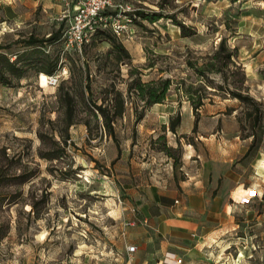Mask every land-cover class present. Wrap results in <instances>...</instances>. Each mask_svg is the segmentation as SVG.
I'll return each mask as SVG.
<instances>
[{
    "label": "rangeland",
    "instance_id": "374dc122",
    "mask_svg": "<svg viewBox=\"0 0 264 264\" xmlns=\"http://www.w3.org/2000/svg\"><path fill=\"white\" fill-rule=\"evenodd\" d=\"M113 4L126 10L120 19L127 30L121 36L104 30L123 44L129 58L109 53L103 37L87 42L81 52L64 42L45 43V54H59L52 79L31 62L27 77L11 87L0 83V262L138 264L135 253L126 250L134 244L129 234L139 225L128 224L139 211L132 193L154 185L177 194L183 189L209 193L216 187L225 202L210 204L219 213L204 225L213 235L199 253L211 264H264V0ZM25 8L18 21L4 18L0 10V45L10 46L3 51L11 59L26 50L23 40L30 33L41 38L56 30V18L64 12L57 0ZM135 10L173 19L150 23ZM116 12L114 7L105 11ZM72 13L68 11L69 17ZM178 24L196 34L182 36ZM220 36L237 47L234 61L245 74L244 85L261 103V125L256 127L260 147L248 157L252 119L245 105L226 95V88L240 86L241 75L231 69L224 81L220 74L208 73L205 78L222 89L205 91L186 63L199 65ZM41 56L36 52L30 61ZM136 78H170L171 85L162 102L145 105L128 92ZM112 90L121 93L124 109L110 135L87 106L105 100ZM65 92L73 96L76 122L68 138L62 121ZM190 94L194 99L208 96L204 107L195 111ZM177 115L180 124L174 134L169 127ZM58 146L61 158L40 156ZM164 146L171 147V156L161 150Z\"/></svg>",
    "mask_w": 264,
    "mask_h": 264
},
{
    "label": "trees",
    "instance_id": "16d2710c",
    "mask_svg": "<svg viewBox=\"0 0 264 264\" xmlns=\"http://www.w3.org/2000/svg\"><path fill=\"white\" fill-rule=\"evenodd\" d=\"M135 14L141 19H144L150 23H154L163 17L173 19V16H165L161 14V12L155 11H152L150 13H144L139 10H135ZM223 23L226 26L229 25L226 20ZM67 25V20L59 21L57 29L51 31L47 37L39 38L34 34L30 33L27 38L23 40L25 47H27L26 50H23L21 52H15L13 54V59H11L8 53L3 51L4 49L9 48L10 46L0 45V83L3 86L11 87L14 83L13 81H19L20 79L27 77V68L28 65H31V62L38 63V68L36 71L39 74L44 73L47 76L53 75L57 70V66L59 63V54L52 58L50 55H47L43 52V48L45 43L52 44L64 42L63 35L67 28ZM178 27H180V33L182 34V36H191L196 34L195 31L186 30L187 28L184 26V24H178ZM101 37L106 38V40L109 42V53H115L118 59L121 58V55H124L126 58H129V53L123 46V44L119 40H117L114 35L108 34V32L104 29H96L94 33L90 36L89 41L97 38L100 39ZM19 41L20 40H17V42ZM86 43H84L82 47L85 46ZM236 51L237 47L231 48L227 44L226 36H220L217 42V46L214 48L212 53L210 55H207V57L199 65L197 63L191 62V60H188L186 63L193 69L197 77H200V87H202V89H204L205 91L207 89H212V91L215 92L218 89H222V86H212V82L208 79V77L205 78L206 74L208 73H218L221 75L224 81L227 80V71H230L231 69H234L241 75L240 86L226 88V95H228L230 98L238 100L241 104L245 105L247 107L246 115L248 118L252 119V132L247 136L250 137L251 140L244 154V157H248L252 153L258 152L260 147L256 127L261 125L262 111L261 103L254 99L248 93L247 86L244 85L246 81L245 74L243 73L242 68L234 61ZM36 52H41L42 56L40 58H36V60L34 61H30V58H32L33 55L36 54ZM203 78L204 81L202 80ZM170 85V78H161L157 81L151 80L148 82H141L139 78H136L133 80V83L130 84V86L128 87V92L130 95L133 93L137 97L143 99L145 101V105H152L157 102H162V100L167 94V91L170 88ZM205 97L208 96L199 95L194 99L192 94L189 95L188 99H190L191 106L195 111H198L204 105L203 101ZM64 98L65 104L62 121L64 123V131L68 138L69 127L76 123L74 121L75 108L72 100L73 96L69 92L64 93ZM123 105L124 101L121 97V93L119 91L112 90V94L109 95L108 98H106L105 100H101L100 102L92 100L91 104H88L87 108L93 117L99 116L101 118L102 126L111 135L112 124L117 117L122 115L124 109ZM84 124L86 126L89 125L88 122H84ZM179 124L180 116L177 115L175 121L171 123L169 129L175 134L176 128L179 126ZM161 137H164L163 134ZM67 138L63 140L64 143H66ZM55 144L57 145L56 142ZM161 150L164 151L167 155L171 156V147L164 146V148H162ZM62 151L63 149L58 146L56 150L47 151L45 153L40 154V156L48 160H55L62 157ZM1 152L3 153V155H6L4 148L1 150ZM26 179L27 177H22V181H25ZM214 189L210 192V196L212 197L218 194L217 192H215Z\"/></svg>",
    "mask_w": 264,
    "mask_h": 264
},
{
    "label": "crops",
    "instance_id": "0c3cea01",
    "mask_svg": "<svg viewBox=\"0 0 264 264\" xmlns=\"http://www.w3.org/2000/svg\"><path fill=\"white\" fill-rule=\"evenodd\" d=\"M12 1L0 0V10L4 18L18 21L25 14V5L34 10L44 0ZM193 185L198 187L196 183ZM177 193L160 190L154 185L139 188L132 193L138 202L139 211L134 219L139 225L129 237L136 246L133 253L138 257V264H165L163 258L167 253L180 258V264H211L205 262L210 258H204L199 251L213 235L210 230L204 231L205 226L208 227L209 217L219 213L210 204L214 206L223 203L225 198L221 193L212 197L210 192L204 190L194 192L183 189L181 193ZM233 194L234 191L230 190L228 197L232 198ZM214 242L212 239L211 243ZM211 245L213 244H208V248Z\"/></svg>",
    "mask_w": 264,
    "mask_h": 264
},
{
    "label": "built area",
    "instance_id": "2783aa9c",
    "mask_svg": "<svg viewBox=\"0 0 264 264\" xmlns=\"http://www.w3.org/2000/svg\"><path fill=\"white\" fill-rule=\"evenodd\" d=\"M62 3L64 12L56 19L59 21L67 20L68 26L64 32V44L66 47L74 48L81 52L82 45L89 41L90 36L96 29H110L117 36L124 35L127 30L126 25L121 21V11L124 12L122 6L113 4V0H57ZM114 7L116 12L114 15L106 14L105 11ZM73 11L69 17L68 11ZM130 10V8H127ZM54 77V76H53ZM145 223L146 220H143ZM136 219L128 222L129 225H135ZM129 253L136 250L135 245L126 247ZM163 262L165 264H180V258H174L167 253ZM0 264H3L0 262Z\"/></svg>",
    "mask_w": 264,
    "mask_h": 264
},
{
    "label": "bare ground",
    "instance_id": "6f19581e",
    "mask_svg": "<svg viewBox=\"0 0 264 264\" xmlns=\"http://www.w3.org/2000/svg\"><path fill=\"white\" fill-rule=\"evenodd\" d=\"M44 76V75H43ZM45 77V76H44ZM53 76H51L50 78L52 79Z\"/></svg>",
    "mask_w": 264,
    "mask_h": 264
}]
</instances>
